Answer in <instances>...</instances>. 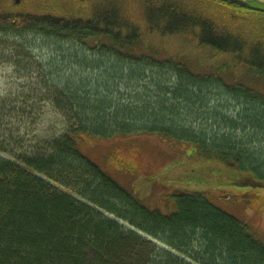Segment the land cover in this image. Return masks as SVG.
Wrapping results in <instances>:
<instances>
[{"label":"trees","instance_id":"obj_1","mask_svg":"<svg viewBox=\"0 0 264 264\" xmlns=\"http://www.w3.org/2000/svg\"><path fill=\"white\" fill-rule=\"evenodd\" d=\"M12 1L0 0V33L62 39L116 63L119 58L142 63L147 57L133 53L139 45L158 56V48L152 50L145 35L175 36L183 45L196 41L200 47L230 54L237 66L264 78L263 10L215 0H27L29 8L20 12ZM218 5L232 8L234 17L222 19ZM241 13L248 16L239 18ZM88 59L84 58L87 64ZM147 60L167 65L180 77V88L164 89L163 96L172 92V98L150 103L134 97L135 102L121 104L115 99L119 87L115 83L125 77L120 68L101 80H69L56 89L61 98L56 104L67 125L63 136L47 151L15 161L0 158V264H264V244L244 223L203 196L176 190L170 194L174 199L170 214L150 210L78 150L79 142L92 138L156 134L191 144L190 158L235 173L238 183L247 187L244 194L249 197L243 196L249 200L241 197L246 202L253 196L250 191L264 190V175L240 153L233 136L218 133L209 139L194 128L196 120L189 123L178 112L199 105L206 110L201 115L210 114L208 99L197 84L211 79L174 60L162 64ZM258 77L254 79L260 82ZM224 87L245 105L263 99L240 85ZM263 110H246L234 122L228 119L230 130L235 132L242 124L243 131L255 126L264 131ZM119 221L167 250L137 237Z\"/></svg>","mask_w":264,"mask_h":264},{"label":"rangeland","instance_id":"obj_2","mask_svg":"<svg viewBox=\"0 0 264 264\" xmlns=\"http://www.w3.org/2000/svg\"><path fill=\"white\" fill-rule=\"evenodd\" d=\"M29 4L31 2L23 0L17 10H27ZM216 10L222 19L229 20L235 14L232 8L223 5L216 6ZM245 16L248 15L238 14L239 18ZM144 37L152 50L158 48L159 55L153 56L151 50L146 51L140 45L133 51L135 55H144L160 61V64L162 61L174 60L185 64L191 73L211 79L209 83L197 84L201 87L202 96L208 99L207 111L210 114L201 115L206 110L199 109V105L191 107L190 111L178 112L189 123L196 120L194 128L205 132L209 139L218 133L224 134L226 138L233 136L240 153L248 157L254 163L253 167L264 175V131L260 132L258 126L254 130L243 131L242 124L235 132L230 130V120L234 122L237 118H243L246 110L264 107V78L246 67L237 66L230 54L200 47L196 41L183 45L175 36ZM102 54L87 52L78 44L49 39L42 34L0 33V158L15 161L31 153L47 151L54 140L63 136L67 125L62 107L56 104L61 102L56 89L69 80H101V76L107 78L116 73L118 68L124 69L123 82L115 83L119 86L115 99L121 104H130L136 101L135 98L142 97L150 103L156 102V98L170 99L172 92L163 96L164 89L181 87L180 77L170 72L167 65L151 64L147 58L142 59V63L119 58L116 63L115 60L107 59L110 56L103 57ZM85 57H89V64L84 61ZM131 71L134 73L128 78ZM254 76L262 80L259 82ZM235 85L252 90L263 99L245 105L224 87ZM136 107L143 108V105L138 104ZM215 117L220 121L215 122ZM261 124L264 126V123ZM78 150L148 209L170 214L174 206L171 193L181 190L199 194L223 213L244 223L251 235L264 244V190L250 191L253 196L246 202L244 196L249 197L244 194L247 187L238 183V176L221 166L190 158L191 144L168 141L156 134H144L92 138L79 142ZM119 161L131 162L132 169L121 166ZM119 223L137 237L152 240L126 223ZM152 242L153 246L167 250L160 242ZM174 255L182 258L180 254Z\"/></svg>","mask_w":264,"mask_h":264},{"label":"water","instance_id":"obj_3","mask_svg":"<svg viewBox=\"0 0 264 264\" xmlns=\"http://www.w3.org/2000/svg\"><path fill=\"white\" fill-rule=\"evenodd\" d=\"M215 1H218V2H222V3H227V4H230V5H233V6H238V7H241V8H248V9H251V10H263L264 9H260V8H257L256 6H254L253 4H261V5H264V0H215ZM13 6L14 7H18L22 4L23 0H13Z\"/></svg>","mask_w":264,"mask_h":264},{"label":"flooded vegetation","instance_id":"obj_4","mask_svg":"<svg viewBox=\"0 0 264 264\" xmlns=\"http://www.w3.org/2000/svg\"><path fill=\"white\" fill-rule=\"evenodd\" d=\"M120 165H121V166H126V167H128L130 170L132 169L131 162H121ZM117 167H118V165H117Z\"/></svg>","mask_w":264,"mask_h":264}]
</instances>
